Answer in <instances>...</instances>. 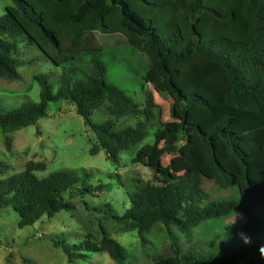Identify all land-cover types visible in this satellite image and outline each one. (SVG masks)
<instances>
[{
	"label": "trees",
	"instance_id": "obj_1",
	"mask_svg": "<svg viewBox=\"0 0 264 264\" xmlns=\"http://www.w3.org/2000/svg\"><path fill=\"white\" fill-rule=\"evenodd\" d=\"M98 30L122 33L131 47L148 57L145 82L158 75L160 97L170 103L172 117L180 114L178 133L187 153L176 164V173L163 164L162 155L177 153L178 147L165 143L156 152L165 134L179 137L160 126L161 109L149 93L140 104L107 82ZM19 44L36 46L64 72L57 92L46 75L35 76L41 87L37 103L13 109L0 100V133L9 152L12 134L36 125L47 115L49 103H72L96 135L93 155L102 149L120 165L122 153L132 152L134 163L153 171L152 180H137L124 215H112L137 230L142 248L152 243V233L167 229L173 235L169 250L152 264H264V0H13L0 17V77L20 78ZM84 56H91L89 72L76 66ZM67 63L74 64L68 68ZM102 108L111 119L95 123L91 116ZM124 117L137 122L121 126L118 120ZM157 127L154 143L139 147ZM4 167L0 163V171ZM45 169V163L30 161L23 172L0 180V209L11 207L19 215L20 228L72 211L68 193L84 196L105 189L87 184L88 170L38 178L35 173ZM205 180L234 195H210ZM237 214L246 222L237 230L226 227L209 244L214 252H181L174 229L191 237L201 223L231 220ZM46 237L71 263L100 252L116 264L133 257L105 234L97 244Z\"/></svg>",
	"mask_w": 264,
	"mask_h": 264
},
{
	"label": "rangeland",
	"instance_id": "obj_2",
	"mask_svg": "<svg viewBox=\"0 0 264 264\" xmlns=\"http://www.w3.org/2000/svg\"><path fill=\"white\" fill-rule=\"evenodd\" d=\"M11 5L13 0H0V17ZM95 34L103 47L102 61L107 68V82L140 104H145L149 93L161 109L160 126L179 137V140L169 139L170 135L165 134L156 152L157 156L165 143L178 147L177 153L167 151L162 155L163 164L176 173V164L184 161L187 153L185 139L178 133L181 117L179 113L172 117L170 103L160 97L163 85L158 75L154 76L151 83L145 82L144 77L149 68L148 57L131 47L122 33L107 34L98 30ZM17 49L20 78L7 80L0 77V100L13 109L26 102L40 101L41 87L35 76L46 75L53 91L57 92L64 72V68L54 65L36 46L19 44ZM88 59L91 56H84L76 66L91 71ZM73 64L67 63L66 67L71 68ZM91 119L95 123H103L111 117L102 108ZM118 122L121 126L134 125L137 119L124 117ZM159 130L160 127L152 129L139 147L153 144ZM12 138L13 150L9 152L4 144V136L0 133V163L7 165L0 171V180L23 172L28 162L34 161L46 164L44 171L35 173L40 179L59 171L79 173L85 169L90 174L87 184L94 188L104 185L105 189L84 196H70L68 193L66 198L75 206L72 211H61L52 218L44 217L33 226L25 228L18 226L19 215L11 207L0 209V264H116L106 252L90 254L86 261L75 259L71 263L63 249L46 237L49 235L57 240L63 238L70 244L79 243L82 239L97 244L105 234L116 239L133 256L126 264H152L155 257L169 250L173 235L167 229L165 232L150 234L152 243L142 248L137 230L112 218V215H124L130 207L128 194L139 185L137 180H152L153 171L134 163L135 153L132 152L122 153L120 165L111 162L102 149L93 155L91 150L96 135L85 120L76 114L74 104L64 100L49 103L45 117L36 125L14 132ZM152 162H155V157ZM205 182L204 189L214 197L227 199L234 195L233 190L220 189L214 187L213 182ZM245 222V216L237 214L231 220L221 218L203 222L194 228L191 237L176 229L173 234L181 245L182 253L207 255L215 251V247L209 244L218 240L217 237L224 233L226 227L232 226L237 230ZM165 243H168L166 248L163 246Z\"/></svg>",
	"mask_w": 264,
	"mask_h": 264
},
{
	"label": "water",
	"instance_id": "obj_3",
	"mask_svg": "<svg viewBox=\"0 0 264 264\" xmlns=\"http://www.w3.org/2000/svg\"><path fill=\"white\" fill-rule=\"evenodd\" d=\"M173 139H175V138H173ZM172 143H173V141L171 140V141H170V144H172Z\"/></svg>",
	"mask_w": 264,
	"mask_h": 264
},
{
	"label": "clouds",
	"instance_id": "obj_4",
	"mask_svg": "<svg viewBox=\"0 0 264 264\" xmlns=\"http://www.w3.org/2000/svg\"><path fill=\"white\" fill-rule=\"evenodd\" d=\"M246 243L249 242V241H245Z\"/></svg>",
	"mask_w": 264,
	"mask_h": 264
}]
</instances>
